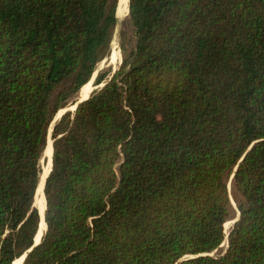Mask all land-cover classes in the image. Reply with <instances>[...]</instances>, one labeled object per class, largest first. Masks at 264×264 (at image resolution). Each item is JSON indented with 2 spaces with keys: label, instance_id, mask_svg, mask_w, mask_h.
<instances>
[{
  "label": "trees",
  "instance_id": "1",
  "mask_svg": "<svg viewBox=\"0 0 264 264\" xmlns=\"http://www.w3.org/2000/svg\"><path fill=\"white\" fill-rule=\"evenodd\" d=\"M120 3L0 0V264H264V0H129L98 71Z\"/></svg>",
  "mask_w": 264,
  "mask_h": 264
},
{
  "label": "rangeland",
  "instance_id": "2",
  "mask_svg": "<svg viewBox=\"0 0 264 264\" xmlns=\"http://www.w3.org/2000/svg\"><path fill=\"white\" fill-rule=\"evenodd\" d=\"M128 14V13H127ZM127 14L126 16L124 17H119L118 18V25L116 27V30H115V33H114V38H113V42H112V50H111V58L110 56H108L107 58H105L99 68H98V71H109V70H112V73L114 70H117L118 67L120 66L121 62H122V53H121V41H122V38H123V35L128 31V26H127ZM115 42V43H114ZM115 45L117 47H115ZM114 53H119L118 56H116L115 60L112 59V55H115ZM112 60V61H111ZM98 73V72H97ZM96 73V74H97ZM95 74V75H96ZM95 81V80H94ZM94 81L93 82H89V87H90V90L92 91L96 86H94ZM90 91V93H91ZM75 106V105H74ZM74 106L72 107H68L67 109H71V111L73 110L72 108H74ZM62 114H63V110L60 112V114L57 116L58 119H60L62 117ZM57 119V120H58ZM49 150L51 148V143H49L48 147H47ZM52 149V148H51ZM49 154V152H48ZM46 157H49L48 155H46ZM50 158V157H49ZM47 167H49V163L47 162V164L45 165V170H44V173L47 169ZM44 175V174H43ZM42 181V180H41ZM40 186V185H39ZM38 192V191H37ZM37 207V206H36ZM239 212L237 210V207H236V204L234 203L233 201V219L230 220L227 225V227L225 228L226 230V233H227V229H228V232L230 230V228L232 227V223L233 221H235L236 217L238 216ZM37 237V236H36ZM36 239V238H35ZM225 247H227L226 245V242L221 246V250L218 251V252H215L213 253L212 255H218L220 254L224 249Z\"/></svg>",
  "mask_w": 264,
  "mask_h": 264
},
{
  "label": "bare ground",
  "instance_id": "3",
  "mask_svg": "<svg viewBox=\"0 0 264 264\" xmlns=\"http://www.w3.org/2000/svg\"><path fill=\"white\" fill-rule=\"evenodd\" d=\"M128 4H129V0H121L120 9H119L121 17L126 16V14L128 13ZM115 47H117V46L115 45ZM114 54L115 55H112L113 60H115L116 56H118L119 53H114ZM90 91L91 90H90L89 84L84 86V88L81 90L80 98L86 99L90 95ZM72 109L74 110V108H72ZM51 148H50L49 154H48L49 157H51V155H52V149ZM47 150H48V148H47ZM46 155H47V152H46ZM49 170H50V164H49V167H47V169H46V171H45V173L41 179L42 181L40 183V186H39L38 192H37L36 205H37V208H38L39 212L41 213V215L43 214V212L45 210V201H46V199L44 198L45 195H44V191H43L44 180H45L46 176L48 175ZM45 228H46L45 224L42 223L40 226V230L37 234V237L35 239L36 243L40 242L41 235L44 233ZM227 233H228V229H227ZM15 264H23V259L20 258V260H17Z\"/></svg>",
  "mask_w": 264,
  "mask_h": 264
},
{
  "label": "water",
  "instance_id": "4",
  "mask_svg": "<svg viewBox=\"0 0 264 264\" xmlns=\"http://www.w3.org/2000/svg\"><path fill=\"white\" fill-rule=\"evenodd\" d=\"M128 14H129V7H128ZM128 14H127V16H128ZM117 17H118V15H117ZM111 50H112V48H111ZM109 56H110V58H111V52H110V55H109ZM111 61H112V60H111ZM121 63H122V62H121ZM115 72H116V70L113 71V73H115ZM96 75H97V74H96ZM96 75L93 77V79H92L90 82H93V81L95 80ZM101 87H103V85H102V86H99V87H95V88L91 91V93H92L94 90H96V89H98V88H101ZM88 98H89V96H88L86 99H81L80 97H78V102L75 104V106H74V110H72V111H76L78 105H79L80 103H82L83 101L87 100ZM68 111H71V109H67V108L64 109V110H63V114H62V116H63L64 114H66ZM60 112H61V111H60ZM60 112H59V114H60ZM59 114H58V115H59ZM58 115H57V116H58ZM57 119H58V118L56 117V120H57ZM56 120H55V121H56ZM49 143H51V147H52V155H53V145H52V140H50ZM49 143H48V145H49ZM48 145H47V147H48ZM46 149H47V148H46ZM52 155H51L50 158L45 156L46 158H48V163L50 164V170H49L48 175L46 176V178H45V180H44V187H45L46 179L48 178L49 173H50V171H51V166H52ZM43 174H44V173H43ZM42 177H43V175H42ZM43 191H44V188H43ZM45 211H46V206H45V210H44L43 214L41 215V213H40V216H41V224L44 223L45 226H46V223H45ZM239 217H240V213L238 214V217L235 219V221H233L232 225H234V224L238 221ZM41 224H40V226H41ZM46 228H47V226H46ZM46 228H45L44 232L46 231ZM39 230H40V229H39ZM43 234H44V233H43ZM43 234L41 235V239H42ZM229 234H230V230H229V232L227 233V236H229ZM41 239H40V241H41ZM39 243H40V242H38V243L35 242L34 247H36ZM226 245H228V237H227V239H226ZM21 258L23 259V263H24V260H25V258H26V255L23 256V257H21Z\"/></svg>",
  "mask_w": 264,
  "mask_h": 264
}]
</instances>
